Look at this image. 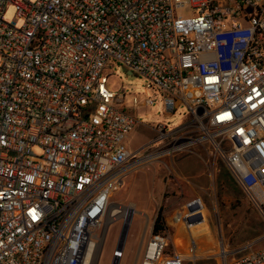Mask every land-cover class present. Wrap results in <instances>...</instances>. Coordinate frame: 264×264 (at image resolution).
Returning <instances> with one entry per match:
<instances>
[{"label": "built area", "instance_id": "built-area-1", "mask_svg": "<svg viewBox=\"0 0 264 264\" xmlns=\"http://www.w3.org/2000/svg\"><path fill=\"white\" fill-rule=\"evenodd\" d=\"M114 65L144 78L167 116L184 105L193 121L158 124L167 143L132 154L137 121L104 76ZM209 144L263 211L264 0H0V264H90L128 173ZM202 224V199L185 201L172 220L181 234L150 232L135 264L211 258L191 233ZM254 247L219 243V264H264Z\"/></svg>", "mask_w": 264, "mask_h": 264}, {"label": "rangeland", "instance_id": "rangeland-1", "mask_svg": "<svg viewBox=\"0 0 264 264\" xmlns=\"http://www.w3.org/2000/svg\"><path fill=\"white\" fill-rule=\"evenodd\" d=\"M14 15V8L9 7L4 15L5 21L11 23ZM16 25L20 26L21 22ZM104 76L108 80L109 91L125 95L124 109L137 121L125 141L132 154L148 143H153L152 150L167 143V140H157L154 129L158 124L165 125V133H170L193 121L192 114L184 105L174 115L167 116L162 100L146 88L147 81L138 75L125 73L121 66L114 65L107 69ZM134 98L138 100L137 108H133ZM147 98L155 101L153 106L144 105ZM34 151L39 153L38 150ZM138 158L139 156H135L132 161ZM191 158L203 160L207 177V183L202 190L194 189L206 208L207 225L192 228L191 233L197 238L200 253L206 254V257L212 256L203 258L196 264H219V243H223L226 250L250 243H254L255 249L264 246V209L260 211L252 205L224 166L222 158L218 155L214 159L213 148L209 144L197 146L193 152L156 156L138 163L125 177L122 186L113 192L110 198L111 207L132 206L118 264H135L140 258L150 232L152 233L157 214L162 216L165 232L171 240L174 241L181 234L178 227L172 225V220L183 203L195 195L188 184L193 169L184 164ZM124 223L125 218L122 216L107 218L96 231L102 242L99 243L100 248L94 264H112L113 252L119 244ZM201 227L205 228V234H201ZM176 248L182 250L177 245Z\"/></svg>", "mask_w": 264, "mask_h": 264}, {"label": "crops", "instance_id": "crops-1", "mask_svg": "<svg viewBox=\"0 0 264 264\" xmlns=\"http://www.w3.org/2000/svg\"><path fill=\"white\" fill-rule=\"evenodd\" d=\"M199 159L198 158H191L187 162H184V164L185 163L188 164V166L191 167V169H193L190 177L188 178V182H189L188 184L191 186L193 191H194V189L196 191H197V189L202 190L207 183V177H206L205 172H204V166L205 165L203 163V160L202 159L199 160ZM196 191L193 192V194H195V195L189 199H192L195 197H200V196L196 195L198 193ZM189 199H187V200H189Z\"/></svg>", "mask_w": 264, "mask_h": 264}, {"label": "bare ground", "instance_id": "bare-ground-1", "mask_svg": "<svg viewBox=\"0 0 264 264\" xmlns=\"http://www.w3.org/2000/svg\"><path fill=\"white\" fill-rule=\"evenodd\" d=\"M131 208H132V206H130L129 208H121V210H120V208L118 206L111 207V205H109L108 210H107V216L105 218V220L107 218H114V217H118V216H122V217L126 218L127 226H126L125 232L123 234V244H124V240H125V237H126V232H127L128 225H129V217H130L129 213L131 212ZM200 232H201V234H205L206 233L205 228L201 227ZM99 248H100V244H97L96 247H95V251H94V254H93V257H92V260H91L90 264H94V260H96V255H97V251H98ZM203 256H206V255H203Z\"/></svg>", "mask_w": 264, "mask_h": 264}, {"label": "trees", "instance_id": "trees-1", "mask_svg": "<svg viewBox=\"0 0 264 264\" xmlns=\"http://www.w3.org/2000/svg\"><path fill=\"white\" fill-rule=\"evenodd\" d=\"M240 188V187H239ZM240 190L244 192L241 188ZM165 231V224L160 214H157L152 227V234H158Z\"/></svg>", "mask_w": 264, "mask_h": 264}, {"label": "water", "instance_id": "water-1", "mask_svg": "<svg viewBox=\"0 0 264 264\" xmlns=\"http://www.w3.org/2000/svg\"><path fill=\"white\" fill-rule=\"evenodd\" d=\"M123 71L127 74H131L129 71H127L126 69L123 68ZM127 226V222L124 224L123 228H122V232H121V235H120V241H119V244H118V248L120 249L123 245V234L125 232V228ZM116 263V262H115Z\"/></svg>", "mask_w": 264, "mask_h": 264}]
</instances>
